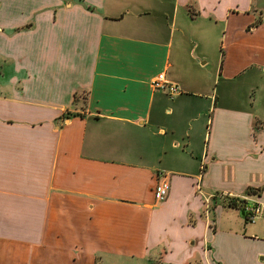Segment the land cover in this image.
Wrapping results in <instances>:
<instances>
[{
  "label": "crops",
  "instance_id": "1",
  "mask_svg": "<svg viewBox=\"0 0 264 264\" xmlns=\"http://www.w3.org/2000/svg\"><path fill=\"white\" fill-rule=\"evenodd\" d=\"M261 1L0 0V264L256 263L227 202L264 203V121L237 96L264 78Z\"/></svg>",
  "mask_w": 264,
  "mask_h": 264
},
{
  "label": "rangeland",
  "instance_id": "2",
  "mask_svg": "<svg viewBox=\"0 0 264 264\" xmlns=\"http://www.w3.org/2000/svg\"><path fill=\"white\" fill-rule=\"evenodd\" d=\"M260 7V8H259ZM256 13L257 16L261 13L262 15H264V0H262L256 8ZM218 55V50L215 51L214 56L217 57ZM192 56L196 59V52H194V54H192ZM200 65V64H199ZM190 69V68H187ZM195 75L199 76L205 83V80H209V86L211 90H217V95L219 96L220 94V86L216 87V84L213 85L212 84V78L210 77V73H211V69H210V65L207 67H204V69L202 67H199V69H193ZM254 69L251 71H247L245 72L238 80L241 81V83L237 86L240 87L239 89V93H238V103L242 104L244 106L249 107V105L253 106V113L259 117H261L264 121V92L262 87L264 88V78L261 77L260 73H257L259 76L255 77V80L251 83H245L242 80L249 74V72L254 73ZM256 72V71H255ZM206 85V83H205ZM207 86V85H206ZM203 121V125L206 121V117H204L202 119ZM243 123V122H242ZM196 124V123H195ZM231 137H242L241 134H230ZM232 137V139L235 140L236 144H238V140L236 138ZM229 142L226 140L225 143L223 144L225 146V151L222 152V159L224 160V163H234L236 165V175L240 176V173L238 171V166L237 164L233 161V160H229L232 157V153L229 149H227L229 147ZM242 146H244V143L241 144ZM261 190V189H260ZM263 192V190L261 191ZM254 194V195H253ZM251 195L255 196V195H259V190H255L254 192H251ZM241 214V213H240ZM237 216L236 212L234 213L233 211L229 210H225L224 213L221 216V220L224 224H230L232 226H236L237 224ZM240 218L242 219V221L244 222V217L240 216ZM248 225V235H253L256 236V240H259V243L254 244L251 248L250 251L256 253L257 250H259L261 253L255 261H252V264H264V218H259L257 219L254 223H247Z\"/></svg>",
  "mask_w": 264,
  "mask_h": 264
},
{
  "label": "built area",
  "instance_id": "3",
  "mask_svg": "<svg viewBox=\"0 0 264 264\" xmlns=\"http://www.w3.org/2000/svg\"><path fill=\"white\" fill-rule=\"evenodd\" d=\"M151 87L157 91H169L171 95L178 94V88L173 86L165 77L163 73H160L154 77L151 81ZM168 183L164 177L162 182L158 184L154 189V199L157 202H163L168 194ZM230 199V198H229ZM245 202V198H234ZM243 215L246 222L254 223L259 218H264V203L259 201H253L251 203H244L242 206Z\"/></svg>",
  "mask_w": 264,
  "mask_h": 264
},
{
  "label": "trees",
  "instance_id": "4",
  "mask_svg": "<svg viewBox=\"0 0 264 264\" xmlns=\"http://www.w3.org/2000/svg\"><path fill=\"white\" fill-rule=\"evenodd\" d=\"M243 204H244V201L234 199V198H230L227 202V206L234 207V208H240V209H242Z\"/></svg>",
  "mask_w": 264,
  "mask_h": 264
}]
</instances>
